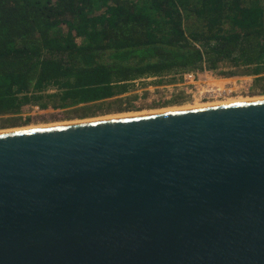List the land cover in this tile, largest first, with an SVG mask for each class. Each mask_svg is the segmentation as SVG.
<instances>
[{"label": "water", "instance_id": "1", "mask_svg": "<svg viewBox=\"0 0 264 264\" xmlns=\"http://www.w3.org/2000/svg\"><path fill=\"white\" fill-rule=\"evenodd\" d=\"M0 264H264V97L0 131Z\"/></svg>", "mask_w": 264, "mask_h": 264}, {"label": "trees", "instance_id": "2", "mask_svg": "<svg viewBox=\"0 0 264 264\" xmlns=\"http://www.w3.org/2000/svg\"><path fill=\"white\" fill-rule=\"evenodd\" d=\"M222 64L264 73L261 0H0V115L90 116L139 78Z\"/></svg>", "mask_w": 264, "mask_h": 264}, {"label": "rangeland", "instance_id": "3", "mask_svg": "<svg viewBox=\"0 0 264 264\" xmlns=\"http://www.w3.org/2000/svg\"><path fill=\"white\" fill-rule=\"evenodd\" d=\"M264 4V0H261ZM218 72L225 74L226 72H234V74H242L243 70L233 68L228 64H222ZM172 74V73H171ZM168 75V74H167ZM248 76V75H247ZM144 80L137 79V84L132 83L129 91L115 101V98L108 99L102 103L101 109L97 110L93 115L81 116L74 114L70 108H52L42 109L34 104L23 105L17 112L0 115V131L9 130L11 128H23L25 126H39L54 123H63L73 120H82L108 115H119L125 113H135L145 110H156L168 107H180L193 105V103H214L223 101V98L195 100L191 97L182 98V100H173L171 102L161 104L155 100L149 99L150 88H153L157 79L153 77H143ZM257 78H260L257 80ZM248 84H250L248 86ZM247 90L233 94L229 98H254L264 96V73L257 76H251V81L246 83Z\"/></svg>", "mask_w": 264, "mask_h": 264}, {"label": "built area", "instance_id": "4", "mask_svg": "<svg viewBox=\"0 0 264 264\" xmlns=\"http://www.w3.org/2000/svg\"><path fill=\"white\" fill-rule=\"evenodd\" d=\"M153 78L157 79V83L150 88L149 99L161 104L189 97L195 100L226 99L233 94L246 91V83L251 81V75H225L220 74L218 70L205 67ZM139 80L142 81L144 78H139ZM136 81L134 80L133 83L137 84Z\"/></svg>", "mask_w": 264, "mask_h": 264}, {"label": "bare ground", "instance_id": "5", "mask_svg": "<svg viewBox=\"0 0 264 264\" xmlns=\"http://www.w3.org/2000/svg\"><path fill=\"white\" fill-rule=\"evenodd\" d=\"M264 96L261 97H254V98H226L223 101L220 102H214V103H204V104H199V103H194L193 105H187V106H180V107H168V108H162V109H156V110H145L141 112H135V113H125V114H119V115H108V116H100V117H94V118H87V119H82V120H88V119H95V118H105V117H113V116H123V115H132V114H139V113H146V112H153V111H161V110H171V109H179V108H188V107H194V106H202V105H209V104H216V103H224V102H233V101H240V100H248V99H255V98H263ZM82 120H73V121H68V122H63V123H69V122H75V121H82ZM56 124V123H54ZM60 124V123H57ZM50 125V124H48ZM41 126V125H39ZM27 127H34V126H25L23 128ZM11 129H18V128H11ZM9 129V130H11Z\"/></svg>", "mask_w": 264, "mask_h": 264}, {"label": "flooded vegetation", "instance_id": "6", "mask_svg": "<svg viewBox=\"0 0 264 264\" xmlns=\"http://www.w3.org/2000/svg\"><path fill=\"white\" fill-rule=\"evenodd\" d=\"M175 100H182V98H178V99H175ZM213 103V102H212ZM194 104V103H193ZM199 104H201V103H199ZM204 104V103H203Z\"/></svg>", "mask_w": 264, "mask_h": 264}]
</instances>
